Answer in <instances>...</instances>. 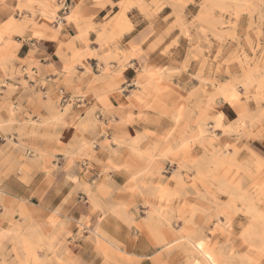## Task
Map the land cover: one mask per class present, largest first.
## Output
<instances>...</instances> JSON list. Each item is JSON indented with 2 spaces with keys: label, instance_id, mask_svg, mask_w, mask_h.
Listing matches in <instances>:
<instances>
[{
  "label": "crops",
  "instance_id": "crops-1",
  "mask_svg": "<svg viewBox=\"0 0 264 264\" xmlns=\"http://www.w3.org/2000/svg\"><path fill=\"white\" fill-rule=\"evenodd\" d=\"M153 1L0 0V31L10 19L25 24L20 34L3 33L0 38V79L14 86L13 80L4 77L1 63L11 57L8 68L13 65L25 72L31 67L34 80L28 76L24 80L30 87L38 85L44 98L59 100V90L74 97L56 142L44 144L48 155L28 152L25 165L0 167L1 205L9 200L22 202L28 223H39L49 231L58 227V241L64 242L77 264H156L158 255L174 244L178 235L200 230L212 237L208 230L216 218L209 219L203 211L212 207L213 188L184 178L194 175L189 166L191 156L202 155V150L177 149L178 144L172 143L178 140L172 133L174 123L145 110L140 102L152 99L159 90L172 93L178 87L188 92L196 86L190 77L198 62L190 58L187 70L180 69L189 56L190 42L180 33L177 14L199 28L202 24L193 19L202 0H191L183 7L172 0ZM124 4L129 27L123 29L116 27L115 17ZM54 5L59 7L56 17L45 21L41 13ZM167 69L174 73L165 80L168 82L157 84L160 76H168ZM17 87L20 94L23 87ZM4 92L6 88L0 85V101ZM79 92L86 96H75ZM10 97L14 103L16 96ZM167 97L173 106L177 97ZM77 100L82 106H77ZM217 112L227 123L235 120V111L228 105ZM88 114L89 119H84ZM7 138L0 133V159L8 154L3 142ZM166 140L171 144V156L157 160L165 178L154 175L153 166L149 169L153 178L141 177L147 165L138 154L155 150L159 155L169 145ZM243 145L247 153L238 157L244 154V159L250 160L251 151L264 160L261 138L244 140ZM178 163L187 170L178 172ZM177 173L181 179H170ZM159 189L170 195L169 202L167 197L161 200ZM201 232L198 237L203 236ZM232 232L238 234L240 229L235 226ZM224 237L226 234L218 232L213 239L221 243Z\"/></svg>",
  "mask_w": 264,
  "mask_h": 264
},
{
  "label": "rangeland",
  "instance_id": "rangeland-1",
  "mask_svg": "<svg viewBox=\"0 0 264 264\" xmlns=\"http://www.w3.org/2000/svg\"><path fill=\"white\" fill-rule=\"evenodd\" d=\"M172 1L183 7L191 0ZM199 6L200 11L193 19L195 23L202 24L199 28H194L193 21L186 22L181 13L177 14L180 33L190 42L189 56L180 69L187 70L190 58L198 62L195 75L190 77L196 86L188 92L178 87L172 93L159 90L151 96L152 99H140V102L145 110L174 123L172 133L178 135V140L171 142L178 144L177 149L195 147L202 150V155L191 156L189 166L194 175H185L184 178L213 188L210 195L212 207L203 213L211 220L216 218V222L208 230L211 238L200 230L178 235L174 244L158 255L155 263L262 264L264 160L250 150L252 159H244L247 148L241 143L254 137L264 142V0H202ZM127 8L125 4L120 7L115 17L116 27H129L125 16ZM58 9L54 5L41 15L45 21H53ZM23 20L27 21V18L23 17ZM22 25L25 24L10 19L0 31V38L3 33L20 34ZM204 55L206 57L203 58ZM77 57L82 58V55ZM10 59L1 60L4 77L13 80L14 86L0 79V85L6 88L0 101V116H6V119L0 118V133L4 138H10L3 139L7 144L4 151L8 154L0 159V167H10L12 163L25 165L28 152L39 157L48 155L44 144L56 142L63 119L73 108L72 102L71 105L61 106L58 99L44 98L37 89L38 85L30 87L24 80L25 76L30 81L34 80L31 67L25 72L13 65L8 68ZM205 70L209 71V75L204 76ZM172 73L167 69L168 76H160L156 83L168 82L165 80ZM17 85L23 87L20 94ZM65 91L68 92V89ZM12 94L16 96L14 103L10 101ZM166 94L177 97L173 106ZM77 95L86 96L81 92ZM226 105L235 111V120L228 123L223 114L217 112ZM88 116L84 119H89ZM83 129L85 126L82 124ZM225 138H229L226 143L223 141ZM166 142L169 144L170 141ZM170 146L159 155H155V150L138 154L147 165L146 170L140 172L141 177L153 178L156 175L159 179L165 178L164 168L158 165L157 160L169 159ZM241 152L244 154L240 158L238 155ZM174 162L171 160V164ZM151 166L156 168L154 175L153 170H149ZM181 169L187 170V167L178 163V172ZM176 178L182 177L177 173L170 179ZM158 195L161 200L167 197L169 202L170 195L166 194V190L159 189ZM218 195L225 199L220 201ZM2 197L0 194V216L3 219L0 220V264H77L64 247V242L58 241V227L49 231L39 223H28L22 202L9 200L3 206ZM218 218H222L223 223ZM235 226L240 229L238 234L232 232ZM198 231L203 234L202 237H198ZM218 232L226 234L221 243L213 239Z\"/></svg>",
  "mask_w": 264,
  "mask_h": 264
},
{
  "label": "built area",
  "instance_id": "built-area-1",
  "mask_svg": "<svg viewBox=\"0 0 264 264\" xmlns=\"http://www.w3.org/2000/svg\"><path fill=\"white\" fill-rule=\"evenodd\" d=\"M62 11H66V7L65 5H62ZM59 94H60V99H59V104L61 106H64V105H67L68 103H71L72 100L74 99V97H70L69 95H66L65 93H63L62 90H59ZM76 99H79V98H76ZM76 104H79L77 106H82L81 104V101L80 100H77L76 101Z\"/></svg>",
  "mask_w": 264,
  "mask_h": 264
},
{
  "label": "bare ground",
  "instance_id": "bare-ground-1",
  "mask_svg": "<svg viewBox=\"0 0 264 264\" xmlns=\"http://www.w3.org/2000/svg\"><path fill=\"white\" fill-rule=\"evenodd\" d=\"M65 14V13H64Z\"/></svg>",
  "mask_w": 264,
  "mask_h": 264
}]
</instances>
